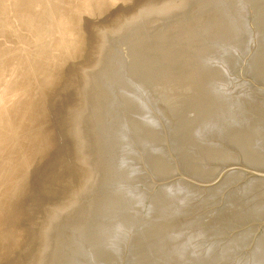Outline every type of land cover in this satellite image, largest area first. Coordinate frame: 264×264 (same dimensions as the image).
Segmentation results:
<instances>
[{"label":"water","instance_id":"obj_1","mask_svg":"<svg viewBox=\"0 0 264 264\" xmlns=\"http://www.w3.org/2000/svg\"><path fill=\"white\" fill-rule=\"evenodd\" d=\"M0 264H264V0H0Z\"/></svg>","mask_w":264,"mask_h":264}]
</instances>
